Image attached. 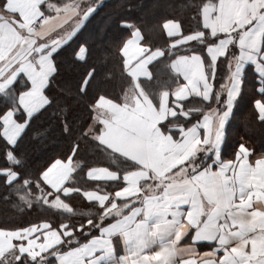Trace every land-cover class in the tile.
<instances>
[{
  "label": "crops",
  "instance_id": "obj_1",
  "mask_svg": "<svg viewBox=\"0 0 264 264\" xmlns=\"http://www.w3.org/2000/svg\"><path fill=\"white\" fill-rule=\"evenodd\" d=\"M101 2L70 0L57 7L47 0H0V98L11 103L0 121L9 145L48 105L45 88L56 72V54ZM38 15L45 20L32 29ZM201 19L211 36L219 35L206 47L210 63L196 52L174 56L163 68L162 86H139L158 82L150 65L164 57L162 48L144 45L137 29L119 48L133 85L118 101L100 97L94 103L97 141L135 167L121 175L104 167L86 171L90 180L119 187L81 190L78 182L70 188L76 169L70 159L55 161L42 175L52 191L78 192L102 209L98 233L59 250L64 237L75 238L72 231L47 222L0 229L1 263L264 264V150L230 142L232 114L251 88L250 107L257 122L264 120V0H214ZM162 31L170 49L203 35H181L175 20L164 21ZM87 43L77 47L76 62L85 61ZM227 53V76L214 90L216 61ZM15 87L26 88L16 94ZM32 97L39 102L31 103ZM5 173L8 181L16 177ZM46 204L67 208L56 195Z\"/></svg>",
  "mask_w": 264,
  "mask_h": 264
},
{
  "label": "trees",
  "instance_id": "obj_2",
  "mask_svg": "<svg viewBox=\"0 0 264 264\" xmlns=\"http://www.w3.org/2000/svg\"><path fill=\"white\" fill-rule=\"evenodd\" d=\"M47 1L58 7L70 0ZM209 2L214 0H102L76 39L56 54V72L45 88L48 105L29 119L14 145H9L2 137L0 121V229H22L47 222L54 229L72 231L75 238L73 235L64 237L59 250L84 242L98 233L104 222L99 218L102 209L96 203L86 201L78 192L52 191L42 175L55 161L70 159L76 167L70 188L76 187L78 182L77 188L95 191H111L121 185L119 182L111 186L86 177V171L92 167H104L120 175L135 167L127 159L104 149L97 141L101 124L95 120L94 103L100 97L118 101L123 88L133 85L124 74L119 48L131 31L137 29L144 45L150 49H163L164 57L153 65L157 66L156 71L150 65L152 79L158 82L143 83L140 87L165 84L163 68L174 56L196 52L209 64L206 47L219 38V35L211 36L202 25L201 11ZM166 20L177 21L181 35L201 32L202 38L170 49L163 42L162 23ZM85 39L89 42L86 44L87 57L78 63L73 55ZM228 59L229 53L216 61L214 90L224 83ZM25 88L15 87L16 94ZM253 95L252 88L245 92L232 114L234 135L230 136V142H244L252 151H263L264 120L256 121L250 107ZM10 106L9 100L0 98V117ZM16 117L20 121L25 118L22 112ZM5 171L13 172L15 179L8 181ZM54 195L67 207L65 210L46 204ZM18 264L32 263L26 259Z\"/></svg>",
  "mask_w": 264,
  "mask_h": 264
},
{
  "label": "built area",
  "instance_id": "obj_3",
  "mask_svg": "<svg viewBox=\"0 0 264 264\" xmlns=\"http://www.w3.org/2000/svg\"><path fill=\"white\" fill-rule=\"evenodd\" d=\"M45 20L44 15H38L30 24L32 29H38L41 27L43 21Z\"/></svg>",
  "mask_w": 264,
  "mask_h": 264
},
{
  "label": "snow or ice",
  "instance_id": "obj_4",
  "mask_svg": "<svg viewBox=\"0 0 264 264\" xmlns=\"http://www.w3.org/2000/svg\"><path fill=\"white\" fill-rule=\"evenodd\" d=\"M30 102L31 103H38L39 101H38L37 97H32V98H30Z\"/></svg>",
  "mask_w": 264,
  "mask_h": 264
},
{
  "label": "rangeland",
  "instance_id": "obj_5",
  "mask_svg": "<svg viewBox=\"0 0 264 264\" xmlns=\"http://www.w3.org/2000/svg\"><path fill=\"white\" fill-rule=\"evenodd\" d=\"M128 87H130V86H128ZM93 111H95V110H93Z\"/></svg>",
  "mask_w": 264,
  "mask_h": 264
}]
</instances>
